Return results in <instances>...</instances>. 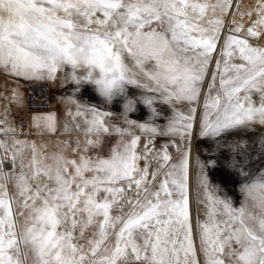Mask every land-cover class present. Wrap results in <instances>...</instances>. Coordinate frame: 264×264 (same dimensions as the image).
<instances>
[{
  "label": "snow or ice",
  "instance_id": "obj_1",
  "mask_svg": "<svg viewBox=\"0 0 264 264\" xmlns=\"http://www.w3.org/2000/svg\"><path fill=\"white\" fill-rule=\"evenodd\" d=\"M0 71L63 74L85 137L46 156L0 121V264H264V0H0Z\"/></svg>",
  "mask_w": 264,
  "mask_h": 264
},
{
  "label": "rangeland",
  "instance_id": "obj_2",
  "mask_svg": "<svg viewBox=\"0 0 264 264\" xmlns=\"http://www.w3.org/2000/svg\"><path fill=\"white\" fill-rule=\"evenodd\" d=\"M243 3L245 5H248L251 3V0H243ZM228 26L231 27L230 24ZM226 34H227V29L225 30V35ZM63 80H64L63 74H58V78L56 81H49L51 83L53 93L55 92V95H56V99L54 100L55 102L51 110L46 111V112H34L28 115V114H25L24 108L20 109L22 100H24L25 98L26 86L22 87L18 81H15V77H10L7 74H5L3 71H0V82L4 85L6 84L10 85L9 91H6L5 88L0 87V97L2 98V100L8 102L10 106L14 108H18L16 109V112L23 113V115L26 117V119L30 123V131L28 135L17 138V139L21 141L35 142L38 149L42 151L46 156L50 155L53 152L60 150L63 147V145L61 144V141L70 140L73 142V146H74V141L77 138L81 140L82 144L85 139L82 131L81 132L73 131L71 134L65 133L64 131V124L69 122V118L66 116V110L68 107L74 108V106L68 104L66 100V97L69 94L68 90H69L70 85H68L67 83L62 84ZM13 90H15L18 93V96L16 99H13ZM57 94L59 95L60 98L57 96ZM87 99H88V96L85 95L84 100H87ZM92 102L99 103V101L95 99ZM102 106L106 110L112 111L114 113V115L109 119V123L120 124V125L123 124V119L121 116L122 105L119 106V109L113 108L111 105H102ZM48 114H54L56 117L57 131L54 134L47 132L43 127L38 128L34 126L33 124L34 116H45ZM130 116L131 118H140L143 121L144 119H147L148 110L144 108L142 113L130 114ZM156 122L161 125L164 123L163 120H157ZM82 128H83V124H82ZM136 131H137V134H139V131L138 130ZM261 131H264V130H258L255 134H253V138L257 139V141H258ZM115 139H116L115 136L112 137V142H114ZM143 140H144V137H142L141 147L143 146ZM168 140L169 138H166V137L157 138L155 140L156 148L159 149L160 145L165 142H168ZM108 146L109 145L107 144L104 146L105 151H107ZM212 147L213 146L210 145L209 142L207 141H201L199 139L193 140V151H192V160H191L190 167H191V173H192L191 175V199L193 202L194 209L196 207L195 200L197 199L196 173L199 171L197 164H196V157L199 156L202 160L206 161L207 159H209V152H211ZM205 149H207L208 151H205ZM169 151L175 154V148L170 147ZM25 156L26 157L30 156V152L26 150ZM141 164H143V162H141ZM227 175H228V172L222 168L209 171V176L212 182L221 183L222 187L225 188V191H227L228 194L231 195L234 192H238V185L236 187H233V185L230 183H224ZM201 211H202V206H201Z\"/></svg>",
  "mask_w": 264,
  "mask_h": 264
},
{
  "label": "built area",
  "instance_id": "obj_3",
  "mask_svg": "<svg viewBox=\"0 0 264 264\" xmlns=\"http://www.w3.org/2000/svg\"><path fill=\"white\" fill-rule=\"evenodd\" d=\"M55 99L56 95L55 92L53 93L51 83L49 81H30L26 84L24 111L26 114L49 111L51 110ZM2 102V98L0 97V121H3ZM13 121V128L16 130L14 134L15 137L27 136L30 131V123L23 113L14 112ZM0 139H4V137L0 136Z\"/></svg>",
  "mask_w": 264,
  "mask_h": 264
},
{
  "label": "crops",
  "instance_id": "obj_4",
  "mask_svg": "<svg viewBox=\"0 0 264 264\" xmlns=\"http://www.w3.org/2000/svg\"><path fill=\"white\" fill-rule=\"evenodd\" d=\"M10 79V78H9ZM14 79V78H13ZM15 81H18L19 84L23 87V86H26V84L30 81H27V80H24L22 78H15ZM0 87L2 88H5L6 91H9V87L10 85L6 84H2L0 82ZM4 89V90H5ZM24 100H22V103H21V106H20V109H23L24 106ZM16 109L18 108H14L12 106L9 105L8 102L4 101V105H3V118L4 120L6 121L7 125L10 126V127H13V121H12V116H13V113L16 112ZM18 111V110H17ZM17 139V138H16Z\"/></svg>",
  "mask_w": 264,
  "mask_h": 264
},
{
  "label": "bare ground",
  "instance_id": "obj_5",
  "mask_svg": "<svg viewBox=\"0 0 264 264\" xmlns=\"http://www.w3.org/2000/svg\"><path fill=\"white\" fill-rule=\"evenodd\" d=\"M57 96L59 97V95L57 94ZM60 98V97H59ZM3 102V105H4V100H2ZM26 114V113H25ZM32 114V113H31ZM28 115H30V114H28ZM2 117H3V111H2ZM3 121H5L4 120V118H3ZM12 121H13V116H12ZM13 125H14V121H13ZM261 134V133H260ZM16 138H20V137H16Z\"/></svg>",
  "mask_w": 264,
  "mask_h": 264
}]
</instances>
